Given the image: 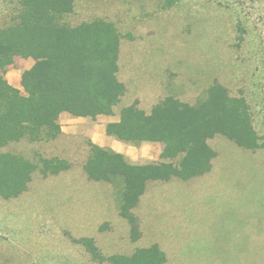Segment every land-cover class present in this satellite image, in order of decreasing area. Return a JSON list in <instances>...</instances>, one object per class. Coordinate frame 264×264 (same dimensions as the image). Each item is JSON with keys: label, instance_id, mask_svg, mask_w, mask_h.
Returning <instances> with one entry per match:
<instances>
[{"label": "rangeland", "instance_id": "374dc122", "mask_svg": "<svg viewBox=\"0 0 264 264\" xmlns=\"http://www.w3.org/2000/svg\"><path fill=\"white\" fill-rule=\"evenodd\" d=\"M95 17L120 33L118 78L126 93L113 115L81 118L71 122L74 133L9 147L39 164L57 156L70 166L49 175L36 170L19 196L0 198V264H108L111 254L154 244L163 264H264V0H76L68 15L73 23ZM28 58H15L7 70ZM213 82L247 98L259 146L209 138L211 169L149 182L132 209V235L117 184L90 179L83 168L103 133L98 126L135 99L146 111L167 95L196 103ZM127 144L130 162L162 160L152 145ZM82 238L93 240L99 259Z\"/></svg>", "mask_w": 264, "mask_h": 264}, {"label": "trees", "instance_id": "16d2710c", "mask_svg": "<svg viewBox=\"0 0 264 264\" xmlns=\"http://www.w3.org/2000/svg\"><path fill=\"white\" fill-rule=\"evenodd\" d=\"M76 0H0V198L24 192L36 170L44 175L69 168L57 156L40 157V164L9 147L15 143L50 141L61 133L58 115H113L126 93L118 78L120 33L113 22L95 17L79 23L68 15ZM176 0H166L171 4ZM31 57L21 88L5 73L15 58ZM106 133L139 145L160 142V161L130 162L123 154L91 143L83 168L93 180L114 182L120 193V214L137 233L132 209L151 181L189 180L208 172L216 152L208 139L221 134L247 148L259 146L247 98L234 96L213 82L204 97L188 103L167 95L146 111L138 99L124 105L119 120ZM80 242L100 257L91 238ZM108 264H163L157 244L131 255L111 254Z\"/></svg>", "mask_w": 264, "mask_h": 264}, {"label": "crops", "instance_id": "0c3cea01", "mask_svg": "<svg viewBox=\"0 0 264 264\" xmlns=\"http://www.w3.org/2000/svg\"><path fill=\"white\" fill-rule=\"evenodd\" d=\"M119 54H120V45H119ZM34 62H35L34 59L31 57H29L28 59H23L21 67L17 69L13 68V69L7 70V72L5 73V78L12 86L21 89V75L23 71L26 69H29L34 64ZM118 64H119V58H118ZM100 115H104V114H100ZM85 117L87 116H75L67 111L61 112L58 115V122L61 126L62 133H74L77 127L71 122H78L79 120H81V118H85ZM112 117L113 116H110L109 118L107 117L108 118L107 124L110 122H116L119 120V117H115V116H114L115 118H112ZM107 124L98 126L100 133L101 131L103 133L99 134L98 136L99 140L98 142H94V144H97L101 147L110 148L125 156L128 155L129 152H132L127 142L118 140L115 137L108 135L106 133ZM110 138L112 139L110 140ZM149 145H152L150 147L151 149H154V152L152 154L153 155L157 154V156L160 157L162 147H160V149L157 150V147L153 146V142H143L142 150L143 151L147 150Z\"/></svg>", "mask_w": 264, "mask_h": 264}]
</instances>
